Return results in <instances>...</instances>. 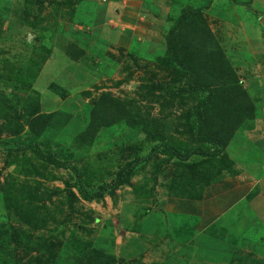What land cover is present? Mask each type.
Instances as JSON below:
<instances>
[{
    "label": "rangeland",
    "instance_id": "obj_1",
    "mask_svg": "<svg viewBox=\"0 0 264 264\" xmlns=\"http://www.w3.org/2000/svg\"><path fill=\"white\" fill-rule=\"evenodd\" d=\"M115 1L0 0V140L31 137V108L59 111L37 144L44 156L70 165L49 162L31 148L0 146V264H87L91 255L112 264H264L260 188L225 221L209 226L189 212L194 207L173 199L198 189L201 194L218 180L223 174L216 175L214 165L224 167L219 159L228 157L231 174L243 166L255 177L264 176V148L255 144L259 138L264 146V68L257 66L263 73L253 98L254 118L245 122L253 131L260 120L258 132L237 133L241 139L234 135L218 158L192 155L180 162L157 150L115 185L124 166L158 143L181 151L216 147L197 138L196 106L207 92L188 88L187 79L168 91L161 85L178 69L165 64L167 45L161 39L183 8L202 0ZM204 17L219 40L264 37V0L250 5L215 0ZM235 54L230 60L240 77L251 73L252 57ZM178 89L182 94L171 96L169 91ZM104 91L128 104L135 124L103 127L90 143L76 139ZM59 119L65 121L61 128L55 126ZM78 179L89 191L102 185L110 190L87 200ZM201 180L204 185L197 184Z\"/></svg>",
    "mask_w": 264,
    "mask_h": 264
},
{
    "label": "trees",
    "instance_id": "obj_2",
    "mask_svg": "<svg viewBox=\"0 0 264 264\" xmlns=\"http://www.w3.org/2000/svg\"><path fill=\"white\" fill-rule=\"evenodd\" d=\"M214 1L202 0L197 6L189 5L183 8L181 14L173 18L174 21L165 35L167 45L165 50H167L168 56L165 57L164 62L166 65L178 66V69L177 74L171 78L170 82L161 83V85H165L168 91L171 84L187 79L190 86L188 88L207 92V95L196 106L198 109L196 114L200 124L197 138L200 141L214 144L216 147L214 149L188 148L181 151L170 143H158L148 155L137 158L124 166L116 175L115 185L126 182L134 170L143 162L150 160L157 150H162L180 159V162L188 161L192 155L211 159L218 158L221 154H224V148L237 130L243 127L247 128V123L245 124V122L253 120L256 107L254 100L249 95L239 74L233 68V61L227 56L225 49L217 40L214 31L204 17V11L210 8ZM229 1L240 5H250L251 3V0ZM171 6L175 7L176 5L172 3ZM168 18L171 21L172 17L168 16ZM78 22L84 23L82 18ZM182 92L183 89L169 91L171 96L180 95ZM200 108H203V114L202 112L200 113ZM57 114H59V111L44 113L40 110L29 109L28 115L30 119L28 126L32 133L31 137L28 139L19 138L17 141L1 139L0 146H4L7 149L14 148L13 146L18 149L31 148L40 157L49 162L63 167H70L67 163L58 161L52 156H44L37 144V137L44 133L49 124V118H53ZM120 121H125L131 126L135 124L131 109L120 97L104 91L100 94L90 111L88 126L79 135L81 137L76 139L84 137L90 143L103 127H111ZM64 123L65 121L59 119L55 126L61 128ZM219 160L224 167L222 168L221 165L217 164L214 165L216 166V175L225 169L231 170L230 161H227L228 157L227 160L225 158ZM191 166L193 167L194 165L192 164ZM204 180L197 181V184L201 183L204 185ZM77 185L87 200L101 198L110 190L109 185H102L94 191H89L80 179H78ZM194 188L192 187L193 191ZM198 191L195 194H187L185 196L201 198L202 196ZM187 247H184V249ZM91 256L92 258L87 261V264H112L110 261L105 260L106 258L97 260L95 255ZM163 264H168V261Z\"/></svg>",
    "mask_w": 264,
    "mask_h": 264
},
{
    "label": "crops",
    "instance_id": "obj_3",
    "mask_svg": "<svg viewBox=\"0 0 264 264\" xmlns=\"http://www.w3.org/2000/svg\"><path fill=\"white\" fill-rule=\"evenodd\" d=\"M114 1L115 0H113V2ZM117 13H120L119 9H117ZM165 25L161 26V29L163 31L165 29ZM257 25H260V24H257ZM248 36L249 35H247L246 37H243V36L242 37H221L220 40H223L224 38V41H225V39H227L225 41L226 44L225 43L222 44L219 38L218 37L216 38L217 40L220 41L222 47L225 49L227 56L230 59L232 56H236L235 52H238V53H241L242 56H238L237 58L249 60V57H252L251 59L255 61V63L252 64L253 67L250 66L251 69L249 68V71H251V73L243 72L244 76L240 77L241 81L243 82L251 98H255L257 97L259 82H261L260 80L261 76L259 75L263 73L261 69L257 68V66H261L262 68H264L263 66L264 65V37H259V36L248 37ZM135 38H133L132 41L135 40ZM151 39L148 38V40H150L152 43ZM137 40H139V37H137ZM161 40L165 42V37H162ZM236 44L239 46V48L236 46ZM229 45H232L233 49H231ZM123 46H125V44L124 45L120 44V48ZM151 46L153 45L149 44V47H147V49L149 48L150 51H153L154 46L153 47ZM243 67H244L243 69H246L248 68V65L247 64L243 65ZM261 126H263L261 121L257 120L255 130L253 129V131L252 130L247 131L243 127L237 130V132L235 133V136L241 139L240 136L238 135H243L245 133L258 132L257 129L258 127H261ZM237 133L238 135H236ZM256 143L258 144L257 145L258 147L264 148L263 142L260 141L259 138L255 141V144ZM235 165H237L236 162H235ZM235 168L237 167L235 166ZM229 171L230 170H227V169L223 170V172L221 173L223 175L218 180L212 182L205 188V190L201 193L202 195L201 198H189L187 196H183V197H176L173 199H177V200L182 201L183 203H186L188 208L194 207L195 211L190 210L189 212L193 215H196V214L200 215L202 217L201 224H205V225L207 224L206 226H209L210 224H213L215 221L216 222L219 220L225 221L229 216H231V214H233L231 212L234 210V207L237 204L242 203L248 197L249 193H251L252 190H254L255 188H260L261 191L259 192L261 195H262V192H264V183L261 181L264 179V176H261L260 178L256 176L257 177L256 178L254 174H252L251 171L245 168L243 169V166L241 167L240 170L237 171L236 174H231L229 173ZM170 179H171V176H170ZM215 188H218V190L214 191ZM178 204L180 206V203Z\"/></svg>",
    "mask_w": 264,
    "mask_h": 264
}]
</instances>
